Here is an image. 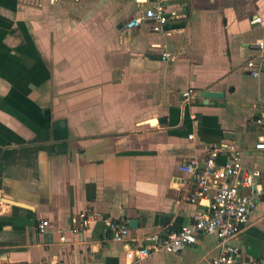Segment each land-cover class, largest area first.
<instances>
[{
	"label": "crops",
	"instance_id": "1",
	"mask_svg": "<svg viewBox=\"0 0 264 264\" xmlns=\"http://www.w3.org/2000/svg\"><path fill=\"white\" fill-rule=\"evenodd\" d=\"M164 3L181 17L169 34L146 23L124 30L153 0H0V264H212L219 255L213 236L141 262L126 252L206 208L190 202L194 180L179 172L187 160L232 143L245 168L264 173L255 148L264 26L250 23L264 20V0ZM205 91L224 97L207 101ZM81 214L98 219L76 235ZM103 219L139 226L117 243L104 238ZM230 244L241 261L264 264V197Z\"/></svg>",
	"mask_w": 264,
	"mask_h": 264
},
{
	"label": "built area",
	"instance_id": "2",
	"mask_svg": "<svg viewBox=\"0 0 264 264\" xmlns=\"http://www.w3.org/2000/svg\"><path fill=\"white\" fill-rule=\"evenodd\" d=\"M52 4H58L61 0H49ZM165 0H153V5L146 8L141 16L130 19L124 30L126 32L140 28L148 24V30L152 33L169 34L171 22L181 17L177 11L169 10L165 6ZM252 26H264L261 17L251 20ZM264 50V42L258 45ZM164 61L171 59L169 53L162 55ZM254 67L253 63L249 64ZM252 76L258 77V72H252ZM194 94L192 89L185 91L182 96L189 100ZM256 124L264 134V117L256 118ZM257 150H264V138L255 146ZM222 153L229 155L224 164H219L218 159ZM179 172L194 180V189L190 194L192 204H204V210L197 211L194 222L184 226L180 230L171 233L156 232L146 237L143 246L128 247L127 259L133 262H141L157 252L179 253L196 244L201 236H213L218 240L219 255L212 264H254L241 261L239 247L230 244L240 231L246 227L257 208L258 200L264 197V173L258 168H245L243 166L242 152L232 143H227L223 148L212 150L203 161L193 157L179 166ZM188 180L181 178L180 185L185 186ZM96 215L81 214L76 220V226L71 230L79 235L86 226L97 220ZM108 231L104 236L117 243H126L131 233L130 228L122 223L103 219ZM49 222L39 225V232L43 234ZM63 242L67 241L62 236Z\"/></svg>",
	"mask_w": 264,
	"mask_h": 264
},
{
	"label": "water",
	"instance_id": "3",
	"mask_svg": "<svg viewBox=\"0 0 264 264\" xmlns=\"http://www.w3.org/2000/svg\"><path fill=\"white\" fill-rule=\"evenodd\" d=\"M202 96L205 100L207 101H210L212 99H220V98H223V94L222 93H219V92H210V91H205V92H202ZM165 121V118H161L160 119V123L164 122ZM226 138H227V135H226ZM2 147L0 146V156H1V153H2ZM128 225L129 227L133 230V229H137L138 226H139V220L137 219H133V220H130L128 222Z\"/></svg>",
	"mask_w": 264,
	"mask_h": 264
}]
</instances>
